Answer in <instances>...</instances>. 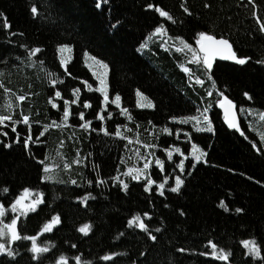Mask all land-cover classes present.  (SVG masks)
<instances>
[{"label": "trees", "instance_id": "16d2710c", "mask_svg": "<svg viewBox=\"0 0 264 264\" xmlns=\"http://www.w3.org/2000/svg\"><path fill=\"white\" fill-rule=\"evenodd\" d=\"M97 2L0 0V114H9L3 106L10 101L15 107L14 119L22 121L21 109L30 114L33 141L39 138V142L30 143L26 149L23 140L28 135L27 125H16V132L12 131L11 122L0 126V140L4 142L0 143V188L10 189L0 196V201L7 207L24 187L44 193L45 204L18 222L21 235H38L52 215L58 213L61 218L52 232L38 235V243L54 245L41 260L32 259L33 254L28 251L31 241H18L11 245L19 253L16 258L0 255V264H50L61 254L69 258L82 254L84 260L93 264H264V260L246 255L247 249L241 243L254 238L264 254V141L259 135L264 132V121L259 118L264 112V63H258L264 61V32L259 27L264 22V0H99L100 8L96 7ZM149 4L153 7L149 8ZM33 5L38 9L37 16L30 11ZM157 7L168 12L175 23L161 17ZM162 24L166 31L154 34ZM200 31L217 38L223 35L230 40L237 56L250 58L245 65L215 62L213 70L217 87L239 111V124L245 136L225 125L221 111L213 103L216 90L204 76L203 67L191 62L187 50L177 51L183 45L176 37L196 48ZM142 43L148 46L141 48ZM61 44L72 49L71 53H64L70 57L67 73L59 61L57 46ZM35 47L43 51L31 56L30 50ZM92 56L109 65L107 128L114 132L117 124L127 125L122 131L131 143L78 127L82 123L78 118L80 111L85 112V119L93 121V128L102 126L96 116L104 107L103 95L95 91L98 81L93 72L105 70L96 65ZM185 67L191 70V78L183 70ZM52 73L64 83L53 87L49 79ZM197 75L205 80L203 86L195 82ZM85 80L93 85L92 91L83 84ZM4 88L11 92L6 93ZM57 89L63 98L54 96ZM75 89H80L79 93ZM138 89L143 96H137ZM209 90L213 91L211 97L207 95ZM117 93L121 96L120 107L129 109L131 121L120 114V107L111 103ZM17 95L27 98L21 103ZM64 100L73 101L68 122L71 126H53L40 136L45 125L53 120L61 122ZM86 100L92 104L90 109L83 108ZM137 100L151 101L154 107L141 108ZM53 103L59 111L52 107ZM209 103H213L208 115L214 132H197L193 121L181 124L170 119L197 116L196 109L203 110ZM242 107L244 112H240ZM249 108L253 110L251 115ZM107 112L113 113L111 119H107ZM165 126L171 130L170 135L162 131ZM4 132L8 135L4 136ZM17 133L20 143L14 142ZM187 133H191V139ZM9 142L12 147H5ZM193 143L207 153L203 158L207 163L202 159L193 171L189 156L182 176L185 185L180 193H172L168 189L174 185V175L180 174L178 168L173 174V169L183 157L173 151L169 161L164 149L175 146L189 155ZM253 143L260 152L252 147ZM144 144L156 147L145 148ZM137 149L145 156L154 154L148 157L153 160L151 178L157 181L151 192L145 191L143 179L133 181L121 175L128 184L127 191L112 180L118 168L123 173L129 167H143L144 161L137 159ZM156 157L165 162L163 172L154 163ZM45 158L50 165L58 166L53 173L56 182L41 180L42 165L38 161ZM77 158L81 159L80 164L74 163ZM121 158L127 163L121 164ZM65 161L72 165L71 169H64ZM93 163L98 168L94 169ZM165 175L172 178L165 187V195L160 196L157 188ZM97 177L108 181L107 184L97 186ZM73 179L77 184L70 182ZM88 180L93 183L89 185ZM88 192L95 199H89L85 205L78 197ZM237 208L243 211L237 212ZM144 212L150 213L152 219L144 217ZM136 213L157 236L156 241L135 225L128 226ZM85 224L91 226L87 235L79 231ZM157 227L160 232L155 231ZM209 240L218 248L231 251L229 261L212 257ZM180 248L186 251H178ZM109 253L117 255L109 261L100 259ZM69 264H75L74 260L70 259Z\"/></svg>", "mask_w": 264, "mask_h": 264}, {"label": "snow or ice", "instance_id": "6c2138e0", "mask_svg": "<svg viewBox=\"0 0 264 264\" xmlns=\"http://www.w3.org/2000/svg\"><path fill=\"white\" fill-rule=\"evenodd\" d=\"M104 3H108V0H103ZM184 7V5H181ZM206 7H209L210 5H205ZM97 8L101 7V3L97 2L96 4ZM149 8H152L153 5L149 4ZM31 13L33 16H37L38 9L35 5H33L30 8ZM156 11L159 12L161 17H166L169 21H172L175 23L174 18L166 11H164L162 8L157 7ZM184 11L188 12L189 15L191 13L189 12L188 8L184 7ZM2 15V14H0ZM259 19V17H257ZM6 20V18H5ZM7 28H10V24H6ZM113 28L115 25L112 26ZM260 30L264 32V22H261L260 25ZM166 31L164 28V25H160L159 27H156L154 30V34H162ZM12 35H16V33H12ZM20 35H23V33H20ZM198 39L196 40V43L199 45V48H193L192 45L188 44L182 37H176V40H179L180 43L183 45V47L178 48L177 51L184 52L187 50L191 54V62L195 63L198 66L203 67V74L206 77L207 81L210 82L211 88L216 90V96L217 99L213 102L215 104H218L220 108L224 110L225 113V120L227 121L228 127L231 129L236 130L237 132L240 133L241 136H245L244 131L241 129L239 121L237 119V114L235 111V104L231 99L228 98L227 95L224 94L223 91H221L217 87V82L214 78L213 75V70H214V65L215 62L219 60H226V61H233L239 65H245L248 60L250 59L249 57H239L237 56L236 51L233 48L232 43L230 42L229 39L225 38L223 35H221L219 38H217L216 35L209 34L206 31H200L198 34ZM148 45L146 43L141 44V48L147 47ZM24 47H27L24 45ZM57 50L60 53L59 61L60 65L63 66L64 71L67 73V64L70 59V57H65L64 53L67 51L71 53L72 49L69 45L67 44H61L57 46ZM43 50L40 47H35L30 50V55L31 56H36L38 53H41ZM85 57L88 58L90 54L86 51L85 52ZM91 59L95 61L96 65L99 66L100 68L104 69L105 71H94L93 75L95 76L96 81H98V87H96L95 91L99 92L103 95V103L104 107L100 108L99 112L97 113L96 119L102 123V126L99 129L93 128V121L92 120H87L85 119V112L80 111L78 113V118L82 121L80 125H78L79 128L84 130L85 132H102L106 136H115L118 138H121L123 140L128 141L131 143V139L129 136H127L123 131V128H127V125H119L117 124L115 126V131L110 132L107 128L106 125V117H105V112L107 111L108 103H109V85L107 83V75H108V68L109 65L105 63L102 60L97 59L96 57L92 56ZM87 63V59L85 61ZM43 61H40V64L43 65ZM258 63H264V61H258ZM90 68L93 67V65H89ZM186 73L190 74L191 78V70L187 67L183 69ZM2 75V73H0ZM68 75H71V73H68ZM49 79L51 82V85L55 87L57 83H64L62 79L55 73H52L49 75ZM195 82L197 84H200L201 86L204 85L205 80L201 79L200 76L195 77ZM83 84L87 86V89L89 91L93 90V85L88 83L87 80L83 81ZM0 87H3L2 82H0ZM4 91L6 93L11 92V89L4 88ZM76 93H79L80 89H75L74 90ZM30 95V94H29ZM207 95L211 97L213 95V91L209 90L207 91ZM245 97H247L249 100L252 99L251 95L247 92L244 93ZM55 97L63 98L62 93L59 89H57L54 93ZM137 96H143V93L137 90ZM26 95H17L16 99L19 102H24L26 100ZM52 98H50L51 100ZM145 100H147V97H144ZM120 102H121V96L119 93H117L114 97V100L111 101V103L117 105V107H120ZM73 103V101L69 100H64V106H63V115H62V120L60 123H57V121L53 120L51 124L45 125L43 131L40 132V136H44L45 133L49 130L51 127H57L60 128L62 126L64 127H70L69 125V119L70 116L72 115L71 110H70V105ZM213 103H209L207 107H204L203 110L200 108L196 109V112L198 113L197 116H191V117H170L172 121H178L181 124H187L190 121H193V127L195 128V131L197 132H214V128L212 126V120L210 116L208 115L209 110L213 107ZM137 104L141 108H151L154 107L151 101H148L147 103H140L139 100H137ZM5 109H7L8 113L7 115L5 114H0V126H5L6 122H11L12 124V131L16 132V125H19L20 123H23L28 126V135L24 137L23 143L25 148H29L30 143L33 142H39V138H37L36 141H33V137L31 135V124H30V114L26 115L24 114L23 110L21 109L20 111V116L22 117V121L19 119H14L15 116V107L14 105L8 101L5 103L3 106ZM52 107L57 108L58 111L59 106L55 103L52 104ZM92 107V104L90 101H84L83 102V108L84 109H90ZM245 109L242 107L240 109V112H244ZM248 113L251 115L252 109L249 108ZM120 114L121 115H126L128 120H132L131 113L129 112L128 108H123L120 107ZM113 116L112 112H107V119H111ZM259 118L264 121V112H261L259 115ZM151 123V122H150ZM203 124L205 126L201 127L200 125ZM251 126V125H249ZM129 132H131V129H128ZM163 132L168 133L169 135L171 134V130L165 126L162 129ZM4 136H7L8 133L4 132ZM139 135V134H137ZM179 133H177V136ZM189 139H191V133L186 134ZM260 140L264 141V132H261L260 134ZM247 138V137H245ZM15 143H20V134L17 133L16 135V140L14 141ZM140 141L137 140V143ZM0 143H4L2 140H0ZM5 147L11 148L12 147V142L5 143ZM127 147V144L125 145ZM145 148H154L156 147L155 144L149 145V144H144ZM252 147L256 149L257 152H260L261 149L256 147V144L253 143ZM164 151L167 153V160L171 161L173 159V151L176 153H179L180 157H183L182 159L179 160V163L176 164L175 168L173 169V174L176 171V168L179 169L180 174H175L174 175V185L171 186L168 190L172 193H180L182 187L185 185V180L182 178L183 174H185V161L189 159V156L192 159V164L191 168L194 171L197 164H199L204 157L207 156V153L202 149L198 144L193 143L191 146V151L189 155H185V152L181 150L179 147L173 146L172 149L165 148ZM153 153H148V156L142 155L139 151V149L136 150V156L138 161L143 160V167H129L127 171L120 173L119 168L117 169V175L112 177L113 182H118L124 191H127L128 189V184L121 179V175L123 176H128L131 178L133 181H141L146 180L145 184V191L151 192L152 186L157 184V181L151 178V174L149 172V169L153 166V160L149 159L148 157L153 156ZM78 157H79V151H78ZM84 159H87L85 157ZM47 158L41 159L38 161L40 165H42V172L43 175L41 176L42 181H57V176L53 174L55 170L58 168L57 165H50L49 163L46 162ZM82 161L80 158H77L74 163L80 164ZM204 163H207L206 159H203ZM121 164H126L127 161H125L123 158L120 160ZM155 165L159 167V170L161 172L164 171L165 169V162L164 160H161L159 157L155 158L154 161ZM65 170L71 169L72 165L67 163L65 161L63 165ZM92 167L94 169L98 168L97 165L93 163ZM229 171H232L229 169ZM192 172H188L187 175L190 176ZM172 178L171 175H165L163 177V181L158 184V194L160 196L165 195V187L166 185L169 184V180ZM251 179V177H249ZM60 183H65V181L60 180L58 181ZM72 184H77L76 180H71L70 181ZM108 181L97 177L96 184L97 186L100 185H105L107 184ZM93 183L92 180H88V184L91 185ZM257 183H260V181H257ZM10 189L8 187H3L0 188V196L8 194ZM79 200L83 201L85 205H87V202L89 199H95V197L92 196L91 192H88L85 196L83 197H78ZM45 204L44 200V193L40 191L39 189H35L32 187H24L19 195H16L13 200L10 202V204L6 207L3 201H0V255H7L8 257H12L13 259L16 258V256L19 254L17 253L11 245L15 244L18 241H31V247L28 249L29 252H31L32 259L35 261H39L42 259V255L45 253H48L51 250V247H54V245H51L50 242H46L44 244L38 243V235H42L43 233H49L52 232L53 229L61 223V218L60 215L57 213L55 215L51 216V219L47 220L40 231L38 235H21V231L18 229V222L21 221V218H24L25 220L27 219L28 215L30 213H36L41 205ZM165 207H169L168 205H165ZM237 212L243 211V209H236ZM12 213L13 216L10 219V222H5L6 217L8 216V213ZM181 214L183 215V211L181 210ZM144 217H147L149 220L152 219L151 214L148 212L143 213ZM135 225L139 229H141L143 232L147 233L148 236L152 241L157 240V236L154 235L150 230L147 224L144 223L143 219L141 218L140 213H136L129 221H128V226L132 227ZM80 232L84 233L87 235L89 231H91V226L89 224L83 225L80 229ZM156 232H160L161 229L157 227L155 229ZM123 235V233L121 234ZM243 246L247 249L246 255L253 257L254 259L257 260H264V254L261 252V246L257 242L256 239H247L241 241ZM208 244L211 245V255L214 259L219 260V261H224L227 262L229 261V257L231 256V251H226L224 248H218V246L213 243L211 240L208 241ZM73 248L76 247V245H72ZM207 247V245H205ZM180 252L186 251L184 248L178 249ZM203 255H207V253H202ZM115 253H109L105 254L104 256L100 257L103 261H109L112 260L115 257ZM143 255V253H142ZM72 259L74 260L75 264H93L91 260H84L83 255H76L75 257L69 258L65 254L59 255L58 258H56L54 261L50 262V264H69V260Z\"/></svg>", "mask_w": 264, "mask_h": 264}, {"label": "rangeland", "instance_id": "374dc122", "mask_svg": "<svg viewBox=\"0 0 264 264\" xmlns=\"http://www.w3.org/2000/svg\"><path fill=\"white\" fill-rule=\"evenodd\" d=\"M12 216H13V214L9 212L8 216L6 217V219L8 218V221H6V219H5V222H10V219L12 218Z\"/></svg>", "mask_w": 264, "mask_h": 264}, {"label": "water", "instance_id": "95a60500", "mask_svg": "<svg viewBox=\"0 0 264 264\" xmlns=\"http://www.w3.org/2000/svg\"><path fill=\"white\" fill-rule=\"evenodd\" d=\"M217 61H226V60H217ZM221 110L223 111V113H224V110L221 108ZM224 115H225V113H224ZM226 123H227V121H226ZM228 125V124H227Z\"/></svg>", "mask_w": 264, "mask_h": 264}]
</instances>
